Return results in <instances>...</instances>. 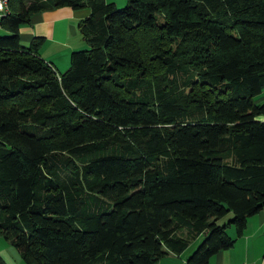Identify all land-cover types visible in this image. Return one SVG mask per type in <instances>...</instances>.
Returning a JSON list of instances; mask_svg holds the SVG:
<instances>
[{
  "label": "trees",
  "instance_id": "trees-1",
  "mask_svg": "<svg viewBox=\"0 0 264 264\" xmlns=\"http://www.w3.org/2000/svg\"><path fill=\"white\" fill-rule=\"evenodd\" d=\"M61 6L90 11L63 72L19 39ZM0 24V236L25 263L233 246L264 206V0H9Z\"/></svg>",
  "mask_w": 264,
  "mask_h": 264
},
{
  "label": "crops",
  "instance_id": "crops-1",
  "mask_svg": "<svg viewBox=\"0 0 264 264\" xmlns=\"http://www.w3.org/2000/svg\"><path fill=\"white\" fill-rule=\"evenodd\" d=\"M117 6H124L126 0H105ZM86 7L73 9L61 6L51 10L36 13L28 23L19 27V39L28 45L32 39L41 38L40 57L50 62L54 68L63 72L69 67L71 52L87 47L80 32V22L89 15ZM8 31L0 24V35ZM264 98V90L261 99ZM228 215L227 217H229ZM227 233L235 238L233 246L213 255L208 264H264V206L255 214L249 216L241 235L236 234L233 226L227 228ZM200 236L194 238L181 252H169L160 264H186V258L200 241ZM0 257L6 264H27L19 251L0 236Z\"/></svg>",
  "mask_w": 264,
  "mask_h": 264
},
{
  "label": "built area",
  "instance_id": "built-area-1",
  "mask_svg": "<svg viewBox=\"0 0 264 264\" xmlns=\"http://www.w3.org/2000/svg\"><path fill=\"white\" fill-rule=\"evenodd\" d=\"M8 2H9V0H0V19L8 11Z\"/></svg>",
  "mask_w": 264,
  "mask_h": 264
},
{
  "label": "rangeland",
  "instance_id": "rangeland-1",
  "mask_svg": "<svg viewBox=\"0 0 264 264\" xmlns=\"http://www.w3.org/2000/svg\"><path fill=\"white\" fill-rule=\"evenodd\" d=\"M120 7H124V6H120ZM224 219H226V218H224ZM195 246H196V243H194L192 247L194 248Z\"/></svg>",
  "mask_w": 264,
  "mask_h": 264
}]
</instances>
